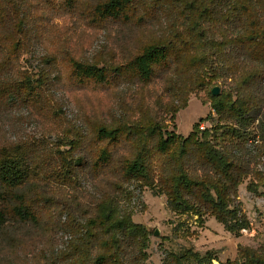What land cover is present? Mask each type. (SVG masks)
Listing matches in <instances>:
<instances>
[{
	"label": "trees",
	"instance_id": "16d2710c",
	"mask_svg": "<svg viewBox=\"0 0 264 264\" xmlns=\"http://www.w3.org/2000/svg\"><path fill=\"white\" fill-rule=\"evenodd\" d=\"M60 1V11L76 13L79 0ZM93 5L86 18L96 24L143 26L158 36L128 64L72 61V80L83 88L104 89L129 75L145 86L159 82L160 110L170 108L165 98L181 103L167 110L172 114L186 106L191 94L221 83L227 89L211 99L217 119H201L183 137L163 120L130 122L122 113L94 131V142L103 147L96 158L83 154L89 140L68 129L55 139L51 132L1 146L0 247L14 243L15 235L43 236L51 209L73 208L81 210L85 222L66 250L42 255L39 264H145L150 230L135 224L114 198L99 194L84 206L86 197L74 187L80 172L101 183L102 173L111 171L114 192L137 181L166 197L176 215L201 222L213 217L231 233L249 229L238 189L247 179L250 192L264 189V0H96ZM32 7L31 0H0V54L6 55L0 58V108L3 102L20 101L39 118L51 109V123L60 119L55 87L62 78L53 74L55 59L43 54L35 73L20 66L24 55L36 51L41 23L50 24L44 14L32 15ZM203 122L211 127L202 128ZM123 144L132 149L130 156L120 153ZM59 190L73 193L68 203H62ZM214 259L211 253L201 256L187 249L167 253L163 264H210ZM227 264H264V243L241 248Z\"/></svg>",
	"mask_w": 264,
	"mask_h": 264
},
{
	"label": "rangeland",
	"instance_id": "374dc122",
	"mask_svg": "<svg viewBox=\"0 0 264 264\" xmlns=\"http://www.w3.org/2000/svg\"><path fill=\"white\" fill-rule=\"evenodd\" d=\"M95 2L96 0H79L76 13H69L57 8H60V0H31L32 15L44 14L50 24L41 23L44 28L38 32L40 39H37L36 51L24 55L20 66L22 70L25 68L35 73V68H40L38 66L43 54L47 53L55 59L53 74L62 78V82L55 87V99L60 102L56 112L60 119L48 122L51 109L42 112L46 117L39 118L31 115L36 111L27 103L18 101L17 105L6 106L3 102L0 108V147L15 140L49 136L51 132L52 139H55L57 134L65 136V132L72 130L89 140H85L83 154L96 158L103 147L94 142V131L122 113L130 122L145 121L147 118L163 120L170 131L175 130L183 137H188L201 119L205 120L209 116L217 119L211 108V99L218 96L211 93L214 88H219L221 95L227 89L221 83H213V86L204 91L191 94L186 106L172 114L167 110H174L181 103L176 97L169 100L165 98L164 104H169L170 108L163 106V110H160L162 104L156 106V102L163 94V85L159 82L145 86L136 77L129 75L104 89L93 84L83 88L78 85L77 80H72V61L85 64L94 61L100 66L128 64L158 36L157 30L143 26L124 25L116 21L96 24L92 18H86L90 15L89 8ZM0 58H6V55L0 54ZM201 125L202 128L211 127L210 122H203ZM119 150L123 157L132 154V149L125 144ZM99 180L103 181L97 183L83 172L78 174L77 183L74 184L76 193L86 197L81 203L86 206L89 202H96L99 194L114 198L119 209L132 216L135 224L148 228L149 248L145 264H163L167 253H178L187 249H193L201 256L211 253L215 259L210 264H227L238 258L241 248H256L264 243V189L260 188L259 193L250 192L247 188L249 179L238 189V201L249 221V229L239 233L227 231L213 217L201 222L196 216L172 213L167 206L166 197L155 195L137 181L126 183L121 193L120 190L114 192L111 185L115 176L111 171H104ZM57 193L65 204L73 195L62 190ZM51 210L48 212L49 219L44 235H15L14 243L0 247V264H39L42 262L39 261L42 255L50 256L53 250L61 252L70 246L79 225L85 222V217L79 209L72 208L70 211L62 210L63 212L59 209ZM29 233L33 235V231ZM38 233L41 232L37 231ZM19 239L20 245L17 242ZM2 241L0 239V243ZM41 249L44 252H39Z\"/></svg>",
	"mask_w": 264,
	"mask_h": 264
},
{
	"label": "water",
	"instance_id": "95a60500",
	"mask_svg": "<svg viewBox=\"0 0 264 264\" xmlns=\"http://www.w3.org/2000/svg\"><path fill=\"white\" fill-rule=\"evenodd\" d=\"M213 96H219L220 95V89L219 88H214L212 92ZM158 233L156 232V235Z\"/></svg>",
	"mask_w": 264,
	"mask_h": 264
}]
</instances>
